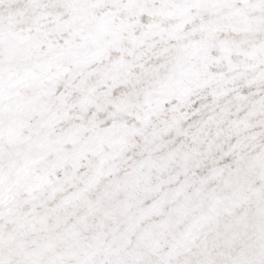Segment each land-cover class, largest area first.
I'll list each match as a JSON object with an SVG mask.
<instances>
[{"label":"snow or ice","instance_id":"obj_1","mask_svg":"<svg viewBox=\"0 0 264 264\" xmlns=\"http://www.w3.org/2000/svg\"><path fill=\"white\" fill-rule=\"evenodd\" d=\"M0 264H264V0H0Z\"/></svg>","mask_w":264,"mask_h":264}]
</instances>
